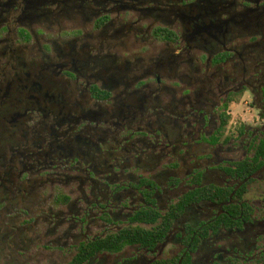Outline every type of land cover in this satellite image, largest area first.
Instances as JSON below:
<instances>
[{
  "label": "flooded vegetation",
  "instance_id": "af4514ba",
  "mask_svg": "<svg viewBox=\"0 0 264 264\" xmlns=\"http://www.w3.org/2000/svg\"><path fill=\"white\" fill-rule=\"evenodd\" d=\"M0 264H264V0H0Z\"/></svg>",
  "mask_w": 264,
  "mask_h": 264
},
{
  "label": "rangeland",
  "instance_id": "374dc122",
  "mask_svg": "<svg viewBox=\"0 0 264 264\" xmlns=\"http://www.w3.org/2000/svg\"><path fill=\"white\" fill-rule=\"evenodd\" d=\"M233 111L235 115L242 116L245 119L249 120H252V118L256 117L257 115V112L251 109L248 105L234 107Z\"/></svg>",
  "mask_w": 264,
  "mask_h": 264
},
{
  "label": "trees",
  "instance_id": "16d2710c",
  "mask_svg": "<svg viewBox=\"0 0 264 264\" xmlns=\"http://www.w3.org/2000/svg\"><path fill=\"white\" fill-rule=\"evenodd\" d=\"M127 244V242H122L119 244V248H122L123 245Z\"/></svg>",
  "mask_w": 264,
  "mask_h": 264
}]
</instances>
